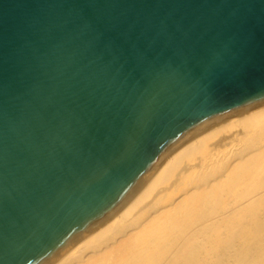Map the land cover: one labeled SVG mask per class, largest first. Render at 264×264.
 <instances>
[{
    "label": "water",
    "instance_id": "95a60500",
    "mask_svg": "<svg viewBox=\"0 0 264 264\" xmlns=\"http://www.w3.org/2000/svg\"><path fill=\"white\" fill-rule=\"evenodd\" d=\"M263 103L264 0H0V264H52Z\"/></svg>",
    "mask_w": 264,
    "mask_h": 264
},
{
    "label": "bare ground",
    "instance_id": "6f19581e",
    "mask_svg": "<svg viewBox=\"0 0 264 264\" xmlns=\"http://www.w3.org/2000/svg\"><path fill=\"white\" fill-rule=\"evenodd\" d=\"M52 264H264V103L167 155Z\"/></svg>",
    "mask_w": 264,
    "mask_h": 264
}]
</instances>
